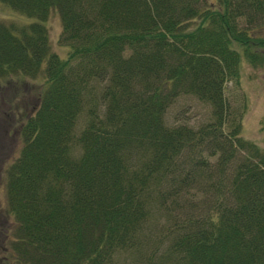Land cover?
Wrapping results in <instances>:
<instances>
[{
    "label": "trees",
    "instance_id": "trees-1",
    "mask_svg": "<svg viewBox=\"0 0 264 264\" xmlns=\"http://www.w3.org/2000/svg\"><path fill=\"white\" fill-rule=\"evenodd\" d=\"M2 1L34 19H0V76L43 86L5 168L0 264H264V147L225 95L264 45V0ZM181 92L212 119L167 124Z\"/></svg>",
    "mask_w": 264,
    "mask_h": 264
},
{
    "label": "rangeland",
    "instance_id": "rangeland-1",
    "mask_svg": "<svg viewBox=\"0 0 264 264\" xmlns=\"http://www.w3.org/2000/svg\"><path fill=\"white\" fill-rule=\"evenodd\" d=\"M215 1V0H214ZM210 0H199L205 5ZM0 19L23 23L34 19L8 3L0 0ZM51 48L60 56H65L68 45L59 41L61 23L55 9L50 10L45 20ZM256 56L251 63L242 58L239 66L238 81L228 80L225 85V95L229 105V116L232 111H240V133L252 140L258 146L264 147V45L257 46ZM43 75L8 74L0 76V227H10L13 224L5 201V168L17 155L21 144L20 124L38 100L42 90ZM212 106L190 92L179 93L166 107L164 121L169 124L187 123L194 127L212 119ZM83 123L81 115L77 121L76 130ZM238 152V157L242 155ZM162 218L152 227L149 238L150 245L163 237ZM2 229V230H3ZM7 232V231H6ZM3 231L0 234L2 237ZM162 240V239H161ZM160 240V241H161ZM168 242L165 237L160 242L163 249Z\"/></svg>",
    "mask_w": 264,
    "mask_h": 264
}]
</instances>
